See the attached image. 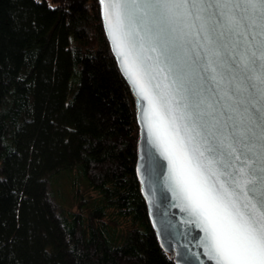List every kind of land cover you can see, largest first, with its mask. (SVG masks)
Instances as JSON below:
<instances>
[{
    "label": "trees",
    "instance_id": "1",
    "mask_svg": "<svg viewBox=\"0 0 264 264\" xmlns=\"http://www.w3.org/2000/svg\"><path fill=\"white\" fill-rule=\"evenodd\" d=\"M137 139L99 0H0V264H176L140 192ZM59 176L75 208L54 199Z\"/></svg>",
    "mask_w": 264,
    "mask_h": 264
},
{
    "label": "snow or ice",
    "instance_id": "2",
    "mask_svg": "<svg viewBox=\"0 0 264 264\" xmlns=\"http://www.w3.org/2000/svg\"><path fill=\"white\" fill-rule=\"evenodd\" d=\"M105 14L126 73L149 99L155 119L150 120L148 130L163 145L178 194L208 234L212 258L217 264H264V126L256 123L260 117L254 114L247 126L232 115L242 103L234 97L249 91L234 74L250 82V73L260 69L259 88L252 83L251 89H264V0H108ZM177 19L195 30L196 47L208 54L203 58V70L207 72L215 64L221 81L227 80V86L221 87V81L209 77L213 96L219 99L206 101L182 79L180 87L187 93L184 107L191 109L183 124L170 115L172 107L164 93L147 96L143 78L150 73L144 59L134 55L135 37L143 26L141 41L154 40L151 50L161 48L169 72L179 67L181 52L173 26ZM149 21L158 27L155 34ZM200 59L197 54L193 62ZM221 101L224 103L217 110ZM253 125L261 128L259 134ZM225 176L234 186L231 190L220 181ZM240 197L255 200L248 212L238 206Z\"/></svg>",
    "mask_w": 264,
    "mask_h": 264
},
{
    "label": "water",
    "instance_id": "3",
    "mask_svg": "<svg viewBox=\"0 0 264 264\" xmlns=\"http://www.w3.org/2000/svg\"><path fill=\"white\" fill-rule=\"evenodd\" d=\"M106 2L108 0H99L101 20L111 51L134 97L138 122L136 175L158 242L176 264H217V261L212 258L213 253L210 252L211 240L198 222L199 217L190 212L187 202L178 194L179 187L174 178L172 165L164 155L163 145L148 130L150 120L155 119V117L151 112L149 99L145 98L138 86L132 83L125 71L124 58L117 50L112 31L109 28V20L105 14ZM146 2H151V0H146ZM145 11H148L149 16H151L150 10ZM113 23L115 24V20ZM149 26L152 28L153 34L158 31L157 25L151 21H149ZM173 26L176 28L174 36L178 46L177 50L181 52L179 67L175 68L174 71H168V63L161 55L160 47H156V51L151 50L154 46V40L145 38L141 41L140 37L145 36L143 26H139V36L135 37L137 47L134 55L138 53L144 59V67L150 73L143 78L147 96L156 97L160 93H164L172 107L170 115L179 118L178 122L183 124L185 122L184 117H187L191 109L184 107L187 93L180 87L182 79L185 86L199 93L201 98L206 101L208 98L214 100L219 99V97L213 96L211 90L213 86L210 85L208 78L215 76L217 81H221V73L215 64H212L207 72L201 67L204 63L203 58L208 54L203 48L196 47L195 41L198 37L193 34L194 29H189L179 19L174 22ZM141 44H143L142 49ZM197 54L201 59L194 63ZM129 63H132L131 58ZM234 75L240 79L241 87L249 89V91L241 92L239 96L234 97V101H242V103H239L236 110L232 112L233 118L247 126L249 116L254 114L260 117L256 123L264 126V89H251L252 83H255L259 88L257 77L262 75V71L257 69L250 73L252 76L250 82L244 80L238 73ZM226 86L227 80L221 81V87ZM223 103L221 101V104L216 105L217 110ZM170 115L166 114V119L170 118ZM253 126L255 127V125ZM255 131L259 134L261 128L255 127ZM236 163L237 166H241L239 161ZM212 180L215 181V177ZM220 181L224 182L230 190L234 187L229 177H220ZM236 192L239 193V189H236ZM245 203L248 204V208H244ZM252 203H255L254 199L249 202L240 197L238 200V206L244 212L250 210Z\"/></svg>",
    "mask_w": 264,
    "mask_h": 264
},
{
    "label": "rangeland",
    "instance_id": "4",
    "mask_svg": "<svg viewBox=\"0 0 264 264\" xmlns=\"http://www.w3.org/2000/svg\"><path fill=\"white\" fill-rule=\"evenodd\" d=\"M54 196V199L58 202L64 204L65 206H71V208H75L76 205L74 203L72 192L68 184V178L65 176H59L57 178L56 183L52 184L50 187ZM83 194L85 196H89L90 194L93 196H97V192L93 190H88L86 188H82ZM57 194V195H56ZM58 195H61L62 198H60ZM122 220V218L119 219V221ZM121 227H126L125 221H120Z\"/></svg>",
    "mask_w": 264,
    "mask_h": 264
}]
</instances>
